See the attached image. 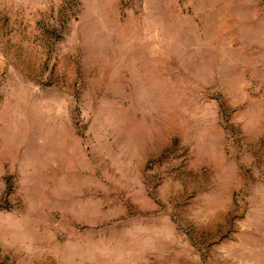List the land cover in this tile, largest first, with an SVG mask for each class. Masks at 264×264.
Returning a JSON list of instances; mask_svg holds the SVG:
<instances>
[{
	"label": "rangeland",
	"instance_id": "obj_1",
	"mask_svg": "<svg viewBox=\"0 0 264 264\" xmlns=\"http://www.w3.org/2000/svg\"><path fill=\"white\" fill-rule=\"evenodd\" d=\"M0 264H264V0H0Z\"/></svg>",
	"mask_w": 264,
	"mask_h": 264
}]
</instances>
